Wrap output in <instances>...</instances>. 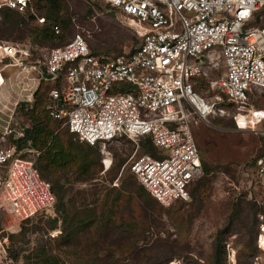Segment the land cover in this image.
<instances>
[{"label":"built area","instance_id":"1","mask_svg":"<svg viewBox=\"0 0 264 264\" xmlns=\"http://www.w3.org/2000/svg\"><path fill=\"white\" fill-rule=\"evenodd\" d=\"M134 33L135 47L116 58L95 55L77 33L42 58L0 40V93L14 94V110L35 101L51 85L46 109L90 146L149 137L158 156H137L131 174L164 207L191 199L204 176L191 120L211 126L231 117L239 131L264 138V109L252 101L264 93V0H100ZM35 0H0V11H33ZM39 19V23H44ZM54 34L62 30L54 26ZM222 62L225 73L196 89ZM0 137V208L18 222L50 212L51 184ZM264 189V157L255 162ZM262 229V233H263ZM260 247V245H259ZM229 264L236 255L227 244ZM263 250V249H262Z\"/></svg>","mask_w":264,"mask_h":264},{"label":"rangeland","instance_id":"2","mask_svg":"<svg viewBox=\"0 0 264 264\" xmlns=\"http://www.w3.org/2000/svg\"><path fill=\"white\" fill-rule=\"evenodd\" d=\"M64 2L66 11L62 18L71 21L68 30L61 32V42H67L80 33L92 50L106 54L108 58L127 53L137 44L132 30L103 2ZM30 15L44 13L35 7L20 17L0 15V40L20 44L21 47L32 45L38 54L45 53L57 41L33 44L21 21L28 20ZM29 23L33 28L39 20ZM59 27L63 30L62 26ZM224 73L220 62L210 78L199 81L196 89L206 97L216 96L210 92L209 82ZM258 95L261 97L252 104L264 109V93ZM36 100L22 104L15 111H10L13 105L7 104L9 110L0 113V137L6 133V145H14L23 137L24 129L33 126L34 115L40 109L45 110V100L35 103ZM231 117L214 118L209 127L191 120L197 146L209 172L191 186L189 201L163 208L151 200L158 208L155 213L147 210L149 205L146 201L150 196L137 184L136 178L135 182L127 166L134 154H146L142 140L120 138L105 145L90 146L72 136L62 121H56L55 134L70 138L79 147L78 155L82 159L75 165L56 167L53 174L67 188L66 233L70 234L75 222H80L81 218L74 214L78 207L85 208L83 199L91 207L93 201L98 200L100 204L108 194L118 203L131 200V206L125 207L126 213L128 215L131 207L135 208L139 227L132 230L133 239L123 240L120 246L105 243L106 240L119 242L116 228H112L103 239L102 232L88 231L87 238L84 237L86 240L76 247L77 242L67 245L62 240L64 223L57 204L50 212L24 222H18L0 208V264H211L212 241L220 231L227 232L223 237L234 249L236 264H264V251L259 247L264 226V189L255 178L254 167L255 159L264 155V138L260 134L239 131ZM31 143L29 141L21 153L25 158L36 161L46 145L34 148ZM89 162L91 165L87 171L80 166ZM40 173L53 187L46 175ZM82 225L80 222L77 227L78 234L82 232ZM133 249L137 251L133 252Z\"/></svg>","mask_w":264,"mask_h":264},{"label":"trees","instance_id":"3","mask_svg":"<svg viewBox=\"0 0 264 264\" xmlns=\"http://www.w3.org/2000/svg\"><path fill=\"white\" fill-rule=\"evenodd\" d=\"M94 2H102L100 0H93ZM106 5V4H105ZM36 7V10L38 12H43L44 15H30L28 20L22 19V26H24L29 33V37H32L33 44L39 43H52L54 41H57L55 44H53L52 47H57L61 46L64 42H61V38L63 36V33L60 36H56L54 34V26H62V31L68 30V26L70 25V19L69 18H62L63 14H65V2L64 0H35L33 8ZM106 7L112 11L114 14L117 15L116 10L112 9L109 5H106ZM0 15H3L5 17H11L13 15L15 16H23V14L16 13L14 11L10 10H3L0 11ZM66 17V16H65ZM36 19H44V23H38L36 26L31 28L29 21H34ZM18 24V22L16 23ZM31 35V36H30ZM8 42V41H7ZM137 42V40H136ZM11 43V42H9ZM14 46H16L18 49H28L30 53L32 54V58H42L43 53H37L34 48H32V45L26 46V47H21L20 44H15L11 43ZM49 47L48 49L52 48ZM92 50V49H91ZM92 52L95 55H100V56H107L106 54L96 52L92 50ZM124 54V53H123ZM123 54H120L118 56H121ZM40 56V57H39ZM115 56L114 58L118 57ZM51 88V85H42L40 90L37 92L35 99L37 103L39 100V103H42L41 99H44L45 104V110L40 109L33 117V126L32 127H27L24 129V136L22 138H19L16 140L14 146L19 151H22L25 149L26 144L29 141H32V147L34 148H40L42 145H46L45 151L41 154V156L36 160V167L38 171L44 173L46 177L53 183L52 192L54 193L56 197V204L61 208V213H62V218H63V233H62V240L64 242H67V245L72 243H76V247H80L81 241L86 240L84 239L87 238L86 234L90 230H98L99 232H102L101 234L103 238L107 235V232H110L112 228H116V239L119 241L118 243L116 242H111L110 240H106L105 243H109L114 246H120L123 245V240L130 241L133 239V229L139 227L137 218L135 216V208L131 207L129 209V213L127 215L125 207L131 206V200H126L125 202L122 201V203H118L114 197H112L111 194L106 195L105 199L100 201V204L98 200L93 201L92 206L89 207L87 205V200L83 199L82 205L85 206V208L79 209L80 211H76L74 215H77L81 219L79 220L80 222L83 223L82 227H80V231L82 232L78 234V229L77 228L80 224V222H75V228L73 229V233L71 232L70 234H67V198H68V193H67V188H65L64 185H61L59 177L53 176L55 172V168L60 166H71L75 165L77 163V160H82L78 153H79V147L70 139H66L63 137H59L58 133L55 134L54 128L57 127L55 119L50 117L49 112L47 111L46 107L50 103L49 101V90ZM44 112V113H43ZM68 130V129H67ZM69 132V130H68ZM70 133V132H69ZM72 136H75L74 134L70 133ZM140 140H142V148L146 154L144 155H151L153 157L158 156L156 148L152 145L150 138L149 137H139ZM200 151V150H199ZM152 153V154H150ZM201 155V153H200ZM23 158L25 156L22 154L21 155ZM263 156H259L258 158L255 159L254 161V166L255 162ZM27 159V158H26ZM202 159V156H201ZM80 164V163H79ZM202 164L204 168V176L206 173L208 174L209 169L204 166L203 159H202ZM91 163H83L80 164V166L87 171V168H89ZM65 167V168H66ZM41 174V173H40ZM132 175V174H131ZM42 176V175H41ZM203 176V177H204ZM132 177L135 180L134 175ZM202 180V179H200ZM199 180V181H200ZM197 181V182H199ZM137 183V181L135 180ZM196 182V183H197ZM140 187L144 188L142 185L137 183ZM194 184V183H193ZM192 184V185H193ZM191 185V186H192ZM145 189V188H144ZM147 192V191H146ZM148 193V192H147ZM190 193H191V187H190ZM148 195L150 196V200L146 201V204L149 205V209L152 212H156L158 209L157 204L161 206L156 199H154L149 193ZM156 203L154 205L152 201ZM116 201V202H114ZM58 202V203H57ZM129 204V205H128ZM56 206V205H55ZM88 206V207H87ZM116 207V208H115ZM162 207V206H161ZM139 208L143 209L142 206H139ZM164 208V207H163ZM114 209V210H112ZM28 221V220H27ZM92 228V229H91ZM118 230V231H117ZM123 230L124 232H122ZM226 232V231H225ZM223 232H218L216 239L214 238L212 241V249H213V254H212V261L211 264H229L228 261V250H227V244L230 243V241H226L224 239L225 233ZM67 234V235H66ZM72 234L74 235V239H72ZM70 237L68 238V236ZM129 235V236H127ZM100 236V235H99ZM224 236V237H223ZM90 239V237H89ZM93 240V239H91ZM99 242V241H98ZM120 243V244H119ZM137 245V244H136ZM135 245V246H136ZM137 247V246H136ZM250 246L247 245V248ZM137 251L136 249L132 250ZM140 252V251H139ZM137 252V253H139ZM142 254V253H140ZM142 256V255H141ZM209 264V263H208Z\"/></svg>","mask_w":264,"mask_h":264},{"label":"crops","instance_id":"4","mask_svg":"<svg viewBox=\"0 0 264 264\" xmlns=\"http://www.w3.org/2000/svg\"><path fill=\"white\" fill-rule=\"evenodd\" d=\"M117 16H118V18H120V16L117 14ZM123 20V19H122ZM42 85H45V84H42ZM42 85L40 86V88L42 87ZM52 87V86H51ZM40 88H39V90H40ZM38 90V91H39ZM13 96H14V94L12 95H10L9 93H8V91L7 90H5V91H2L1 93H0V113H3V112H5V111H7V110H9V107H8V105L7 104H10V105H12V102L14 101V98H13ZM31 103H33V102H31ZM31 103H24V102H22V103H20V105H19V107L23 104V105H25V104H31ZM27 106V105H26ZM18 107V108H19ZM17 108V109H18ZM13 111L14 110V106H13V108L12 109H10V111ZM16 110V109H15ZM14 110V111H15ZM1 118V117H0ZM232 119V118H231ZM234 121V120H233ZM235 124V123H234ZM236 125V124H235ZM23 136H24V133H23ZM20 138H22V137H20ZM7 147H13V148H15V150H16V152H18V153H20V154H22L21 153V151H19L17 148H16V146H14V145H6ZM23 158V157H22ZM26 159V158H25ZM255 167V166H254ZM255 171H256V167H255ZM255 178H256V173H255ZM263 229H264V226H263ZM261 236V235H260Z\"/></svg>","mask_w":264,"mask_h":264},{"label":"bare ground","instance_id":"5","mask_svg":"<svg viewBox=\"0 0 264 264\" xmlns=\"http://www.w3.org/2000/svg\"><path fill=\"white\" fill-rule=\"evenodd\" d=\"M259 245H260V248L263 249V251H264V230H263V233L260 236Z\"/></svg>","mask_w":264,"mask_h":264}]
</instances>
